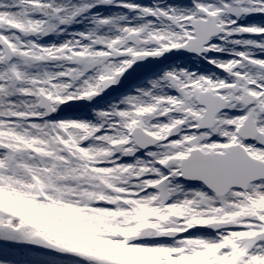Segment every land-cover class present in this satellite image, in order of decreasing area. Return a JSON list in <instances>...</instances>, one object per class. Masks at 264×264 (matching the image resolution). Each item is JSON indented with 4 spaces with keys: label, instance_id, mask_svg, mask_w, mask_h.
<instances>
[{
    "label": "snow or ice",
    "instance_id": "obj_1",
    "mask_svg": "<svg viewBox=\"0 0 264 264\" xmlns=\"http://www.w3.org/2000/svg\"><path fill=\"white\" fill-rule=\"evenodd\" d=\"M245 17L264 0H0V264H18L10 245L264 264V22ZM169 52L218 71L172 67L104 99ZM71 102L92 118H56Z\"/></svg>",
    "mask_w": 264,
    "mask_h": 264
},
{
    "label": "rangeland",
    "instance_id": "obj_2",
    "mask_svg": "<svg viewBox=\"0 0 264 264\" xmlns=\"http://www.w3.org/2000/svg\"><path fill=\"white\" fill-rule=\"evenodd\" d=\"M150 0H147V2ZM167 1V0H166ZM175 4L180 6L190 5L191 0H174ZM110 12L109 9H106ZM116 10L115 12H118ZM244 22H253L260 23L264 22V17L257 18L255 20H250V18H244ZM195 59L192 54L182 55L181 53H177L172 57H168L164 59L162 62L158 63H150L146 64L140 68H137L133 65V69L139 70L141 72H137V74L132 75L128 79H121V83L114 86V89L108 90L107 97H119V95L126 93L128 90L132 89L134 86L141 85L142 81H146V78H153L155 74H159L163 71L168 70V67L175 66V64L182 62L183 60H191ZM198 60V59H197ZM200 61V60H198ZM154 62H156L154 60ZM202 62V61H201ZM204 65L207 63L206 61L202 62ZM158 65V68L150 69L151 66ZM199 69V68H198ZM129 81H134V84H131ZM119 91V94H117ZM82 106V107H80ZM79 107V108H78ZM77 111L82 112L83 114L91 111L86 105H78L76 108H69L64 110L61 114L55 113L54 115L58 119H67ZM202 234H212L210 232L202 233ZM4 241H0V244H4ZM10 256L18 262V264H85L84 261L71 256H64L59 253H51V252H33L32 249L26 247V245H10L9 246Z\"/></svg>",
    "mask_w": 264,
    "mask_h": 264
},
{
    "label": "bare ground",
    "instance_id": "obj_3",
    "mask_svg": "<svg viewBox=\"0 0 264 264\" xmlns=\"http://www.w3.org/2000/svg\"><path fill=\"white\" fill-rule=\"evenodd\" d=\"M135 2L141 3V4L150 5V4H152L153 0H150L148 2H147V0H135ZM163 4H175V1L174 0H167V1L163 0ZM109 10H110V12L108 10H106V9H101V12L104 15H109L111 13H115V11L118 10V9L110 8ZM245 18H248V17H245ZM84 26L85 25L83 23L76 24V25H73L72 29H70V30H82L84 28ZM44 39L46 41L57 40L56 37H45ZM158 67H159L158 65H155V66H151L150 69L158 68ZM172 67H183V68H187L189 71L200 72V73H205V74L210 72V71H218V70L213 69V67L211 65H208L207 63L204 65L201 61H198L197 59H191L189 61L188 60H183L182 62H179V63L175 64V66L168 67V70L171 69ZM137 72H141V71L133 69V68L129 69L128 72H126L121 79H128L132 75L135 76V74H137ZM159 74H155L153 76V78H155ZM129 82L131 84H134V81H129ZM117 94H119V91H117ZM108 98L109 97H104V99H108ZM97 101L100 102V103L103 102L101 97H97ZM71 103H72V106H70V107L62 105L60 107V109L57 110V113L61 114L64 110L69 109V108H76L78 105H87V102H71ZM80 107H82V106H80ZM89 113L90 114H87V113L83 114L82 112L77 111V113H75V115H73V116H71V117H69L67 119H72V120H81V119L87 120V119H91L92 118V112L90 111ZM32 251L37 253L34 250H32Z\"/></svg>",
    "mask_w": 264,
    "mask_h": 264
},
{
    "label": "water",
    "instance_id": "obj_4",
    "mask_svg": "<svg viewBox=\"0 0 264 264\" xmlns=\"http://www.w3.org/2000/svg\"><path fill=\"white\" fill-rule=\"evenodd\" d=\"M173 53H175V52H169V53H166V54H164L163 56H161V57H159V58L168 57V56L172 55ZM184 54H185V53H184ZM150 62H151V58H148V59H146V60H144V61H140V62H138L137 64H135V66H136V67H142V66H144V65H146V64H148V63H150ZM26 246L29 247V248H32V249L35 250V251H48V252H52V251H50V250H48V249L39 248V247L34 246V245H26ZM52 253H56V252H52Z\"/></svg>",
    "mask_w": 264,
    "mask_h": 264
}]
</instances>
